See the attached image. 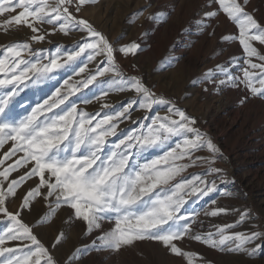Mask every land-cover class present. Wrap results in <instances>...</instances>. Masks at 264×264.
Wrapping results in <instances>:
<instances>
[{
  "label": "snow or ice",
  "instance_id": "1",
  "mask_svg": "<svg viewBox=\"0 0 264 264\" xmlns=\"http://www.w3.org/2000/svg\"><path fill=\"white\" fill-rule=\"evenodd\" d=\"M93 2L0 0V16L7 14L0 27L31 31L29 39L0 45V150L7 146L0 155V264H76L91 250L118 252L145 240L162 244L186 264H211L179 246L186 239L254 257L264 248V226L252 223L255 218L247 210L216 206L211 199L218 192L230 195L217 183H227L223 169L215 166L218 147L174 100L125 72L117 52L135 56L141 45L132 41L116 47L80 16ZM213 3L218 10L205 11L197 28L203 31L222 11L238 29L222 40L238 41L243 54L206 69L192 83L243 86L251 96L264 97V53L254 46L264 45V24L247 10L249 0H209V6ZM139 15L133 13L129 22ZM44 25L51 27L45 30ZM57 32L81 35L69 46L33 47ZM178 60L162 58L160 70ZM111 92L130 95L117 105L103 103L94 113L79 107L92 102L88 97L104 101ZM137 111L142 115L133 118ZM203 151L209 155H198ZM194 167L201 171H188ZM17 197L21 203L10 211V198ZM205 197L209 201L201 203ZM37 199L48 210L33 224L23 214H31ZM62 206L72 212L64 223L80 221L82 238L91 237L63 261L53 251L64 243L65 232L60 230L46 246L35 231ZM201 212L208 217L238 213V218L201 231L194 227ZM104 223L111 227L103 230ZM246 223L249 228L234 230Z\"/></svg>",
  "mask_w": 264,
  "mask_h": 264
},
{
  "label": "rangeland",
  "instance_id": "2",
  "mask_svg": "<svg viewBox=\"0 0 264 264\" xmlns=\"http://www.w3.org/2000/svg\"><path fill=\"white\" fill-rule=\"evenodd\" d=\"M246 7L264 24V0H249ZM207 10H218V5L213 3L209 6V0H94L84 6L79 15L89 19L116 47L132 41L141 45L135 56L124 57L117 52V61L128 75L141 76L148 85L154 87L157 94L174 100L180 108L195 117L196 126L206 132L218 147L215 166L223 169L227 183H221L219 179L217 183L221 192L226 190L230 195L224 196L219 192L211 194V199L217 201L216 206L247 210L255 218L252 223L264 226V97L251 96L243 86L216 87L210 83H192L206 69L243 54L238 41L222 40L224 35L238 34L234 23L222 11H218L216 17L207 21L209 26L203 31L197 28L196 22ZM137 11H141V15L129 22L131 15ZM157 12L165 15L159 20L148 18L150 14ZM5 18L7 14L0 16V21ZM50 27L43 26L45 30ZM30 35V29L25 26L12 25L7 30L0 27V45L23 41L29 39ZM80 35L78 32L69 33L67 36L59 32L49 34L44 42L34 43L33 47L51 49L57 44L69 46ZM254 46L264 53V45L254 42ZM169 56L179 57L178 62L172 67L160 70V61ZM26 93L34 98L28 90ZM129 95L126 92H111L104 101L88 97L92 102L80 104L79 107L94 113L101 110L103 103L117 105ZM241 100L244 102L241 103ZM140 115L142 113L139 111L134 112L133 118ZM120 127H124V124ZM6 150L7 146L0 150V155ZM198 155L206 156L209 153L203 151ZM188 171L199 172L201 169L194 167ZM15 175L14 173L13 176ZM207 201L209 197H205L201 203ZM20 203L19 197L10 198L9 210L15 211ZM47 210L45 201L37 199L31 214L23 215L27 222L34 224ZM71 214L67 206H62L43 227L35 228L46 246L54 241L60 230L65 232L64 243L53 251V255L61 261L75 247L86 244L91 239L82 238L85 225L80 221L71 226L64 223ZM237 218L238 213L208 217L201 212L194 227L196 230L208 231L212 224L230 223ZM199 221H203V225ZM110 227V223L102 225L103 230ZM247 228L249 224L246 223L234 230ZM98 234L93 233L94 236ZM179 246L198 252L200 257L211 264H264V248L254 257H249L213 249L189 239ZM76 264H186V261L171 253L162 244L145 240L138 241L131 247H123L118 252L91 250L82 254Z\"/></svg>",
  "mask_w": 264,
  "mask_h": 264
}]
</instances>
